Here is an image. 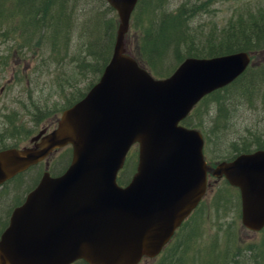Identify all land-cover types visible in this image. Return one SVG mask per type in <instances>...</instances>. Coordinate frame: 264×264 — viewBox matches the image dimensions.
<instances>
[{
  "label": "water",
  "instance_id": "95a60500",
  "mask_svg": "<svg viewBox=\"0 0 264 264\" xmlns=\"http://www.w3.org/2000/svg\"><path fill=\"white\" fill-rule=\"evenodd\" d=\"M119 16L113 56L99 82L65 110L57 128L34 147L0 152V184L71 145L72 163L59 177L46 173L17 208L0 241V264H140L155 258L193 213L208 174L240 190L241 221L264 229V150L208 165L202 133L181 124L208 95L251 64L247 52L187 59L155 79L126 49L140 0H107ZM137 171L118 184L131 148Z\"/></svg>",
  "mask_w": 264,
  "mask_h": 264
},
{
  "label": "rangeland",
  "instance_id": "374dc122",
  "mask_svg": "<svg viewBox=\"0 0 264 264\" xmlns=\"http://www.w3.org/2000/svg\"><path fill=\"white\" fill-rule=\"evenodd\" d=\"M15 0H0V5L16 15ZM67 1V0H58ZM105 2V3H104ZM188 4L191 8L195 5L205 4L204 14L199 15L192 23L193 32L197 35H208L212 30H222L236 19L240 14H246L251 6L256 10L264 6V0H167L165 7L168 11H176L182 4ZM70 6L73 11L72 29L66 31L63 28V43L53 52L49 45L38 43L32 48H24V36L14 24L6 23L0 29V138L1 132L5 131L6 146L25 147L45 126L56 125L64 110L74 105L84 97L98 82L101 73H92L89 64L94 62L91 47L96 33L101 31L96 25L91 24L93 16L92 9H97L102 21H104L101 41H106V35L112 26V18L116 19V29L113 41H109V47L114 49L117 30L119 27V16L117 12L105 11L110 8L105 0H72ZM17 16V15H16ZM21 18V16L19 15ZM91 20V22H89ZM101 21V20H100ZM64 22L63 20L61 23ZM0 25H3L0 22ZM15 30L14 33L8 31ZM6 33L7 36H4ZM109 34V33H108ZM112 34V29L110 30ZM142 35L136 19L131 23V30L126 37V46L132 52L136 51L137 44ZM23 46V47H22ZM91 55V56H90ZM112 56V54H111ZM9 63H5L9 59ZM20 63V64H19ZM264 63V53L259 55L258 66ZM15 64H18L15 66ZM172 58H168L167 65H173ZM11 65V66H9ZM178 66H176L177 68ZM172 71V73L176 70ZM15 70V73H14ZM18 76L11 83L12 74ZM29 89V91L26 90ZM33 104V105H32ZM29 105L30 107H24ZM30 108V109H27ZM229 131V138L236 140L240 135L264 134V111L262 106L257 109L240 107ZM200 108L195 115L194 121L198 119L206 121L207 115ZM206 123H208L206 121ZM9 126V131L6 129ZM17 126V128H16ZM7 130V131H6ZM7 132L15 134L13 137ZM220 150V154L217 151ZM138 147L132 150L126 172L123 177L131 180L136 172L138 163ZM65 155V157H63ZM207 159L213 163L229 161L233 156L227 142L216 148V139L207 147ZM71 152L63 151L51 157L53 174H60L71 163ZM64 160V161H63ZM69 163L66 164V162ZM65 163V164H64ZM44 169L41 173V178ZM39 170L36 168L21 183L32 181L38 177ZM40 179V178H39ZM126 179V178H125ZM209 190L205 198V208L201 211L200 222L192 233V243L204 252L203 262H208L210 257L217 256L229 239L227 231H236V237L230 243L237 248V256L242 259H250L254 264H264V232L254 233L242 227L241 222V196L237 189L229 186L224 179L210 178ZM26 187L23 189L25 192ZM216 250V251H215ZM176 256L177 254L174 253ZM240 258V259H241ZM237 259V260H240ZM164 259L159 257L154 260H146L142 264H161ZM81 264V263H80ZM204 264V263H203Z\"/></svg>",
  "mask_w": 264,
  "mask_h": 264
},
{
  "label": "trees",
  "instance_id": "16d2710c",
  "mask_svg": "<svg viewBox=\"0 0 264 264\" xmlns=\"http://www.w3.org/2000/svg\"><path fill=\"white\" fill-rule=\"evenodd\" d=\"M166 1H140L134 13V19L142 35L136 51H130V53L155 76L165 78L188 57L211 58L242 51L249 52L253 62L247 72L229 87L206 97L184 124L201 130L206 137L207 147L213 144L214 139H216L217 149L220 144L227 142L233 155L230 160L243 153L264 150V134L252 132L249 135H240L236 140L228 136L240 107L247 105L257 109V106H262L264 111V63L261 66L257 65L259 55L264 53V6H259L256 10L252 8L254 6H251L246 14H240L224 29L212 30L208 35L202 36L193 32L192 23L195 18L204 14L205 4L190 8L184 3L176 11H168L165 7ZM14 2L17 16L7 12L0 5V22L3 23L0 29L8 26L6 23L14 22L17 30L24 36V48L27 46L32 48L38 43H44L49 45L53 52H57L54 49L59 48L64 42L63 28L66 27V31L72 29V14L75 10L69 4L72 0H15ZM104 10L114 12L109 7ZM91 15L93 21L89 20V22L93 25L97 23V28H101L95 37L99 39L95 40L91 47L94 62L89 64L90 71L96 74L101 73L110 61L112 49L109 47V41L112 42L114 39L116 19L112 18V34L108 24L109 34L106 35V41L102 42L103 18L94 8ZM62 20L64 22L61 23ZM11 32L16 31H8V33ZM4 36L8 37L6 33ZM168 58H172L173 65H167ZM26 90L29 91L28 88ZM24 107L30 106L24 105ZM203 107L208 108L204 110L208 123L204 118L194 121L195 115ZM14 135L11 134V137ZM217 153L220 154V150ZM119 181L126 183V180L122 178ZM204 208L205 203L177 232L161 256L164 259L161 264H254L250 259L237 256V248L230 243L236 237V231L233 233L231 229L227 231L229 239L219 255L210 257L206 263L202 261L204 252L196 248L191 237L199 225L200 213Z\"/></svg>",
  "mask_w": 264,
  "mask_h": 264
},
{
  "label": "flooded vegetation",
  "instance_id": "af4514ba",
  "mask_svg": "<svg viewBox=\"0 0 264 264\" xmlns=\"http://www.w3.org/2000/svg\"><path fill=\"white\" fill-rule=\"evenodd\" d=\"M55 127L56 125L54 126L47 125L45 126V128H43V130H47L48 132H50L53 129H55ZM6 129L8 130L10 129L8 125H6ZM12 130H9V131H12ZM7 133L8 135L11 136V132H7ZM4 136H6L5 131L1 132L2 138H0V146L4 145V143H6V139H8V138H5ZM42 164H44V166H41ZM42 164L39 165L41 169H39L40 171L38 173V176L40 175L41 170H43V167L45 170L51 168V163L49 162V160L46 162H43ZM28 174H30L29 171L7 181L6 183L0 186V240L2 238L3 233L8 228L11 222V218H12L14 211L25 202L28 194L40 182L39 180L38 183L35 185L36 179L32 181V179L30 178L31 181L26 180L25 184L21 183L20 180L25 179ZM25 187H26L25 192H23V189Z\"/></svg>",
  "mask_w": 264,
  "mask_h": 264
}]
</instances>
